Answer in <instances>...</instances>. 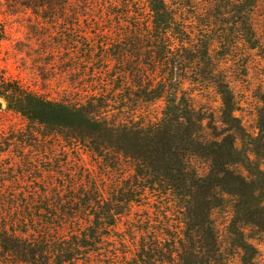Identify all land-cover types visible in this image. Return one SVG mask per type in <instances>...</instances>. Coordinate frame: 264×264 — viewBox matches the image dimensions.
Masks as SVG:
<instances>
[{
    "label": "trees",
    "instance_id": "trees-1",
    "mask_svg": "<svg viewBox=\"0 0 264 264\" xmlns=\"http://www.w3.org/2000/svg\"><path fill=\"white\" fill-rule=\"evenodd\" d=\"M2 1L72 85L25 87L0 55L22 120L0 131V264H259L264 92L250 134L235 78L264 0Z\"/></svg>",
    "mask_w": 264,
    "mask_h": 264
},
{
    "label": "rangeland",
    "instance_id": "rangeland-1",
    "mask_svg": "<svg viewBox=\"0 0 264 264\" xmlns=\"http://www.w3.org/2000/svg\"><path fill=\"white\" fill-rule=\"evenodd\" d=\"M0 14L7 31V39L0 46V55L3 59V67L8 75L20 82L25 87L50 91L54 94L59 89L70 87L72 84L68 78L60 71H53V61H58L59 57L49 54L51 48L57 47V41L48 38V41L41 43L38 35L32 31L36 25L29 13L9 14L2 0H0ZM258 36L262 47L250 53L249 65L244 76H237L236 94L240 103L239 117L242 120L245 130L253 134L259 124L260 108L258 99L264 92V3L257 12ZM32 30V31H31ZM38 67L47 72L44 76L38 74ZM56 96V94H55ZM205 98L217 101L214 95L206 94ZM0 111V131L10 129V127H21L20 117L4 110ZM3 164L14 163L16 157L11 156L3 159ZM85 160H88L85 158ZM262 164L263 160L260 159ZM219 222H224L218 218ZM263 231V230H262ZM251 239L257 241L259 253V264H264V234L259 230L250 233ZM231 264H241L236 256L231 257Z\"/></svg>",
    "mask_w": 264,
    "mask_h": 264
},
{
    "label": "water",
    "instance_id": "water-1",
    "mask_svg": "<svg viewBox=\"0 0 264 264\" xmlns=\"http://www.w3.org/2000/svg\"><path fill=\"white\" fill-rule=\"evenodd\" d=\"M0 107H1V104H0Z\"/></svg>",
    "mask_w": 264,
    "mask_h": 264
}]
</instances>
